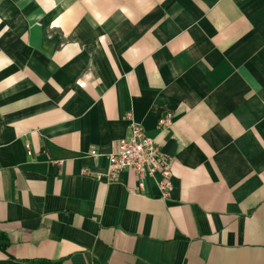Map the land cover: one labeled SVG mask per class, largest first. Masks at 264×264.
I'll return each instance as SVG.
<instances>
[{
	"label": "crops",
	"instance_id": "crops-1",
	"mask_svg": "<svg viewBox=\"0 0 264 264\" xmlns=\"http://www.w3.org/2000/svg\"><path fill=\"white\" fill-rule=\"evenodd\" d=\"M0 264H264V0H0Z\"/></svg>",
	"mask_w": 264,
	"mask_h": 264
},
{
	"label": "built area",
	"instance_id": "built-area-1",
	"mask_svg": "<svg viewBox=\"0 0 264 264\" xmlns=\"http://www.w3.org/2000/svg\"><path fill=\"white\" fill-rule=\"evenodd\" d=\"M129 121V134L121 139L115 152L108 155L109 167L104 177L108 183L119 179V174L129 169L137 177L139 188L143 189L148 178L156 180L161 197L169 198L174 190L173 162L162 150V146L155 139L149 137L145 128L140 125L132 113L127 115ZM174 123L173 115L168 113L159 119L160 130H169ZM96 156L97 151L93 150Z\"/></svg>",
	"mask_w": 264,
	"mask_h": 264
}]
</instances>
